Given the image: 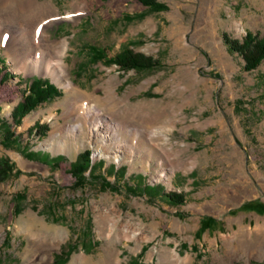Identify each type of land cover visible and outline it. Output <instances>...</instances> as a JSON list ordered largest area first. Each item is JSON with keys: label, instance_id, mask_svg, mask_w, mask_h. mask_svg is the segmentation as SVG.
Instances as JSON below:
<instances>
[{"label": "rangeland", "instance_id": "1", "mask_svg": "<svg viewBox=\"0 0 264 264\" xmlns=\"http://www.w3.org/2000/svg\"><path fill=\"white\" fill-rule=\"evenodd\" d=\"M35 1L80 14L46 31L68 42L71 85L28 75L0 43V264H264V214H232L264 205V60L246 71L222 37L264 38V0H159L153 13L139 0ZM124 49L159 66L109 63ZM35 78L60 95L15 123ZM84 105L106 121L99 136L73 129ZM113 132L119 152L101 144Z\"/></svg>", "mask_w": 264, "mask_h": 264}, {"label": "bare ground", "instance_id": "2", "mask_svg": "<svg viewBox=\"0 0 264 264\" xmlns=\"http://www.w3.org/2000/svg\"><path fill=\"white\" fill-rule=\"evenodd\" d=\"M46 2L35 0H0V43L4 45L9 58L23 68L28 75L49 77L58 86L67 89L71 85L70 74L64 63L68 42L51 41L46 33L48 28L63 21H75L78 14L66 16L54 15ZM78 123L74 131L86 132L90 136H99L101 125L106 122L99 111L92 106L84 105L74 111ZM56 132L51 133L52 144ZM120 136L110 133L101 144L107 150L119 152ZM56 146L59 143L56 142ZM59 148V147H58ZM111 264H120L112 262Z\"/></svg>", "mask_w": 264, "mask_h": 264}, {"label": "trees", "instance_id": "3", "mask_svg": "<svg viewBox=\"0 0 264 264\" xmlns=\"http://www.w3.org/2000/svg\"><path fill=\"white\" fill-rule=\"evenodd\" d=\"M140 3L147 9L148 13L161 12L166 10L165 4L159 0H139ZM144 17L143 14L132 17L134 20H139ZM132 18L130 20H132ZM223 42L231 52L239 53L244 61V69L246 71L254 70L264 60V38L251 33H247L242 40H233L228 35L223 34ZM93 56L97 59H102L103 50L92 49ZM109 63L117 65L123 71L134 70L137 72L150 71L159 66V62L151 57H145L141 54L134 53L130 49L120 51L115 57L108 60ZM5 63L0 59V83L5 82L9 78L6 72ZM60 95L53 84L47 80L35 78L30 80L27 86V92L23 96V100L19 103L12 112V117L15 123L19 121L28 113H30L38 105L45 103ZM8 136L12 137L11 134ZM4 139H7L6 137ZM89 151L77 156L76 161L72 164L71 169L73 173L80 176L90 167ZM47 159V158H46ZM49 160V159H47ZM61 160L60 157L50 159L52 164L56 166ZM46 164V161H41ZM93 166H91L92 169ZM165 198L173 205H181L184 202L182 194L169 193ZM255 212L264 214V205L257 201L246 202L239 207L236 212Z\"/></svg>", "mask_w": 264, "mask_h": 264}]
</instances>
